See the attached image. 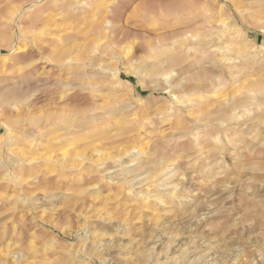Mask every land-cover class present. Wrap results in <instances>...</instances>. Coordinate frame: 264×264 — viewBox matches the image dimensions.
Returning a JSON list of instances; mask_svg holds the SVG:
<instances>
[{
  "label": "rangeland",
  "instance_id": "rangeland-1",
  "mask_svg": "<svg viewBox=\"0 0 264 264\" xmlns=\"http://www.w3.org/2000/svg\"><path fill=\"white\" fill-rule=\"evenodd\" d=\"M31 1L0 0V264H264V0ZM65 50L111 100L65 98Z\"/></svg>",
  "mask_w": 264,
  "mask_h": 264
},
{
  "label": "bare ground",
  "instance_id": "bare-ground-1",
  "mask_svg": "<svg viewBox=\"0 0 264 264\" xmlns=\"http://www.w3.org/2000/svg\"><path fill=\"white\" fill-rule=\"evenodd\" d=\"M39 1L40 0H33L29 4L35 5V4H38ZM104 23L106 26L111 27L110 24H112V23L106 17H105ZM189 26H190V23H187L185 25V28H189ZM23 35L24 34H22L21 36H23ZM208 43H209L208 41L204 42L205 51L207 50ZM90 55L91 54H85V53H82L78 50H73L72 52L65 50V51H61L58 55V58L56 59L57 62L63 64V66L58 65L59 74H58L57 82H59L60 84H65L69 91L72 90L70 92L71 94L69 96H68V94L65 95V98L68 97V99H70V101L75 100L78 95L83 96L84 98H87V97L90 98L91 96L94 95L95 91H105L103 96L108 101L111 100V98L113 97V96L111 97L112 92H113V88H107V90H105L103 88L98 87L97 84L100 83V81L98 79H96L95 77L94 78L89 77V79H86L84 77V72L81 71V69L79 68V67H83V70H85L88 67H92L94 65V63L90 62V58H91ZM66 60H74L75 63H73V65H70L69 63H64ZM87 61L90 63L89 65H88ZM202 61H205V60H202ZM85 65H88V66H85ZM189 69H191V68H189ZM186 71H188L186 67L182 69V72H186ZM203 72L207 73V75L205 76V80L199 81V83H196L195 85L190 87V89L207 90L208 91L212 88H216V87L218 88L221 85L220 80L222 78V73L220 71H215L214 69L206 68L203 70ZM81 91L85 92L87 95L82 93ZM90 125H91L90 127L93 126L92 123Z\"/></svg>",
  "mask_w": 264,
  "mask_h": 264
}]
</instances>
